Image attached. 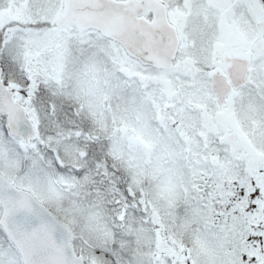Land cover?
Masks as SVG:
<instances>
[{"label": "snow or ice", "instance_id": "1", "mask_svg": "<svg viewBox=\"0 0 264 264\" xmlns=\"http://www.w3.org/2000/svg\"><path fill=\"white\" fill-rule=\"evenodd\" d=\"M0 264H264V0H0Z\"/></svg>", "mask_w": 264, "mask_h": 264}]
</instances>
